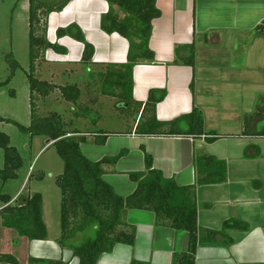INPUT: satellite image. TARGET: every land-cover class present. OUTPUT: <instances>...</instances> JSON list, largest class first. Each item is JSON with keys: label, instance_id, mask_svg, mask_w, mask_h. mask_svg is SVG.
I'll return each instance as SVG.
<instances>
[{"label": "crops", "instance_id": "obj_1", "mask_svg": "<svg viewBox=\"0 0 264 264\" xmlns=\"http://www.w3.org/2000/svg\"><path fill=\"white\" fill-rule=\"evenodd\" d=\"M157 7L161 16L153 22L150 40L156 58L134 68V99L146 104L152 90L166 91V98L156 107L158 121L171 122L197 108L203 113L205 130L225 138L208 143L205 137L138 136L133 129L141 114L128 124L116 110L118 100L96 92L98 75L106 72L107 66L126 65L129 53L128 40L101 29L102 17L110 9L105 0H72L62 12L50 14L48 41L66 53L47 50L38 73L51 84L81 90L79 102L70 104L72 119L65 123L70 132L87 138L81 150L88 160L100 162L127 152L116 165H104V181L119 196L135 192L137 184L130 174L146 171L148 154L154 169L165 178L181 187H196L201 229L221 231L232 219L249 225L248 232L227 231L234 240L231 246L200 242L195 264H264V138L242 135L245 116L264 111V37L255 34L264 23V0H157ZM72 25L78 26L94 47L89 66L83 63L82 43L68 36L58 37L60 29ZM191 45L196 51L195 66L174 64L176 48ZM48 101L65 103L56 93L41 100L39 109ZM83 106L90 107L89 115L76 116ZM115 117L121 119L122 129H106L104 126ZM252 125L255 130L263 128L264 112ZM125 132L130 134L123 135ZM109 133L112 135L103 145L96 143ZM45 143L53 145L51 140ZM196 155L225 162L226 182L198 185ZM21 195L11 196V205L18 204ZM0 204L1 211L6 205ZM123 219L136 229L135 244H117L97 264H172L175 254L188 253V232L157 226L153 212L128 209ZM44 222L46 225L45 218ZM58 239L52 241L48 232L47 240L30 241L3 227L0 218V256H13L19 264H79L73 251L62 247Z\"/></svg>", "mask_w": 264, "mask_h": 264}, {"label": "trees", "instance_id": "obj_2", "mask_svg": "<svg viewBox=\"0 0 264 264\" xmlns=\"http://www.w3.org/2000/svg\"><path fill=\"white\" fill-rule=\"evenodd\" d=\"M1 1V0H0ZM20 0H17L16 6ZM72 0H29V58L30 68L27 73L30 86L31 123L25 127L18 122L0 117L1 123L15 125L19 131L31 138L44 137L53 142L59 157L64 163V171L57 178L61 191V237L62 247L70 248L78 258L79 264H97L100 258L111 252L117 244L133 246L136 241V229L128 225L123 215L126 210L150 211L155 214L156 225L186 231L189 234V251L175 254L172 264H195L196 252L200 242L234 244L227 231L248 232V224L240 220H228L221 231H209L199 227L196 187H181L174 180L167 179L154 169V161L146 155V171L130 174V179L137 184L135 192L128 197L119 196L104 181V165H116L126 154L103 159L100 162L88 160L81 150L87 142L80 132H70L68 125L57 112L47 116L39 113V102L58 93L65 103L76 105L82 93L77 86L60 87L41 79L38 70L45 61V53L52 49L65 54L66 50L48 41L47 29L50 14L62 12ZM109 12L102 17L101 29L106 34H119L129 42L128 62L124 66H107L106 72L98 75V90L104 96L118 100L116 110L129 124H133L141 114L140 121L133 129L138 136L150 137H205L208 143L225 138L217 133L207 132L201 110L195 108L185 116L171 122H160L156 117V107L166 96V91L152 90L148 102H137L133 96L134 68L141 62L152 63L155 54L150 48L153 22L161 16L157 0H105ZM118 8V11L116 10ZM124 17H120V13ZM255 34L264 37V23L255 29ZM71 37L84 45L83 63L89 66L94 57V47L89 44L83 31L76 25L60 29L58 37ZM187 55H184V53ZM176 65L195 66V46L176 48ZM10 76L0 84V90L9 85L16 72L21 68L14 53L5 57ZM244 118V137L264 138V126L253 128V120L262 117L263 112ZM90 107H80L75 112L78 117L87 116ZM133 128V127H132ZM131 128V131H132ZM125 132L123 135H128ZM108 135L96 143L104 144ZM0 148L4 152V167L0 170V179L5 186L9 181L19 178L18 172L24 166L19 150L12 146L8 135L0 132ZM194 166L198 185L222 184L227 180V165L215 157L196 155ZM12 197L0 192V202L6 207L0 211L3 227L14 230L20 237L30 241H45L48 230L44 222L43 197L36 193L32 196L21 195L16 205H11ZM84 234L81 244L74 245L73 240ZM3 264H19L10 255L0 256ZM35 262V260H31ZM38 262V261H37ZM49 264H60L48 262ZM131 264H142L133 261Z\"/></svg>", "mask_w": 264, "mask_h": 264}, {"label": "rangeland", "instance_id": "obj_3", "mask_svg": "<svg viewBox=\"0 0 264 264\" xmlns=\"http://www.w3.org/2000/svg\"><path fill=\"white\" fill-rule=\"evenodd\" d=\"M16 2L17 0L0 1V84L5 83L11 73L5 60L7 54L14 53L21 66L9 85L0 90V117L28 127L31 123L30 86L27 76L30 68L29 2H19V8L14 13ZM72 109L70 104L48 101L40 107L39 113L45 117L49 112H57L64 122H69L72 119ZM104 127L118 131L122 129L123 123L120 118L115 117L111 118L109 126ZM0 132L10 137L12 146L19 150L24 160V166L18 172V179L9 181L5 186L0 179V192L10 196L18 193L25 196L41 194L50 239L54 241L60 238L61 191L56 181L64 171L63 161L52 145L47 146L46 138H31L22 134L15 125L8 123L0 124ZM3 166L4 152L0 148V170ZM83 238L84 234L77 235L73 244H81Z\"/></svg>", "mask_w": 264, "mask_h": 264}]
</instances>
